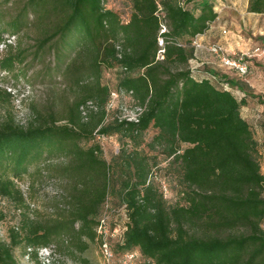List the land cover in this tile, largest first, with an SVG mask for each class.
<instances>
[{
	"label": "trees",
	"instance_id": "1",
	"mask_svg": "<svg viewBox=\"0 0 264 264\" xmlns=\"http://www.w3.org/2000/svg\"><path fill=\"white\" fill-rule=\"evenodd\" d=\"M104 1L18 0L10 11L0 10V44L15 37L2 49L1 70L14 85L47 84L59 76L68 95L55 104L59 109L32 103L25 125L9 113L0 121V196L24 205L15 181L35 164L45 181H67L60 211L24 216L0 238V264H17L14 253L22 246L34 255L56 251L53 242L67 237L82 249L110 197L127 217L115 244L121 259L136 252L143 264H264V175L259 144L241 115L246 87L203 70L209 67L198 79L188 67L195 38L218 16L212 3L130 0L123 20ZM247 10L264 16V0H248ZM161 48L164 58L157 59ZM108 70L118 72L113 89L103 81ZM111 92L142 108L137 121L110 115ZM149 128L156 132L148 147H160L179 166L184 188L176 203L149 179L146 153L123 143L108 162L94 141L117 134L140 145Z\"/></svg>",
	"mask_w": 264,
	"mask_h": 264
},
{
	"label": "rangeland",
	"instance_id": "2",
	"mask_svg": "<svg viewBox=\"0 0 264 264\" xmlns=\"http://www.w3.org/2000/svg\"><path fill=\"white\" fill-rule=\"evenodd\" d=\"M18 0H0V10L10 11ZM217 13V18L212 23L222 27V39L215 38L214 43L202 45L207 54L204 58L213 68H205L204 71L214 72L219 76H224L230 81H238L246 87V103L241 107V115L249 123L254 137L259 144L258 161L260 169L264 175V16L251 13L247 10L248 0H209ZM104 5L108 9L116 11L121 19L126 20L131 11L130 0H105ZM0 21V28H2ZM14 45V43H11ZM216 45L221 48L222 56L237 57L242 53L252 54L247 60V73L240 74L235 69H227L218 54L211 51V47ZM201 45H198L200 47ZM197 47V48H198ZM5 50V48H3ZM258 49V50H256ZM0 49V59L7 54ZM192 61L188 63L191 68ZM226 67V68H225ZM203 68V65L200 67ZM29 73H32L30 71ZM117 71L108 70L103 73V81L110 89L116 86ZM210 78L209 75H206ZM55 81L54 83H51ZM213 83L222 87L216 80ZM47 84L35 83L34 85L20 81L14 85L13 78L0 68V121L9 114L15 117L16 122L25 125L30 119L32 103L42 106H56L65 98H68L64 88L59 83L61 79L56 76ZM53 84V85H52ZM222 84V83H221ZM237 98L243 96V92L236 87L227 86ZM9 93L7 95L5 93ZM112 91V90H111ZM256 97H252V96ZM108 100L110 115H118L120 119H128L135 114V103L127 95H119ZM93 107V105H91ZM56 109H59L56 106ZM111 118V116L109 117ZM155 129L149 128L144 135V141L140 145L121 140L120 135H110L96 137L95 142L101 146L103 157L111 162L115 158L123 143L129 151L142 150L150 157L151 173L149 179L153 181L160 190L163 191L168 203L179 201V192L184 188L180 181V169L172 157H167L160 147L150 149L148 143L155 134ZM53 171V170H52ZM53 176H56L54 171ZM22 191L25 204L17 205L8 198L0 196V211L4 213L3 220L0 221V238L5 239L7 231L13 227H20L24 216L30 219H41L54 215L60 211L65 201L64 196L67 189V181L60 177L58 180L45 181L39 175V165H33L29 173L24 176L23 181H15ZM52 183V184H51ZM264 195V184H263ZM106 222V236L98 232V227L94 229V238L84 237L83 248L79 249L70 239L64 238L62 241L53 242L56 251H38L36 255L30 254L29 249L22 246L15 250L17 264H107L101 252V242L106 239L113 251L120 253L115 244L119 240L120 233L126 223L127 217L125 207H121L117 198H109L104 204L99 220ZM110 227H116L113 231ZM104 237V238H103ZM67 241V243H65ZM64 242L63 244H60ZM59 243V244H58ZM79 246V245H78ZM111 264H143L142 258H136L131 262L125 261L118 256Z\"/></svg>",
	"mask_w": 264,
	"mask_h": 264
},
{
	"label": "built area",
	"instance_id": "3",
	"mask_svg": "<svg viewBox=\"0 0 264 264\" xmlns=\"http://www.w3.org/2000/svg\"><path fill=\"white\" fill-rule=\"evenodd\" d=\"M165 31H166V27L162 26L160 32L163 33ZM14 42H15L14 36L6 37V40L0 44V49L2 50L7 43L11 44ZM160 45L163 46L162 39H160ZM256 50H258V49H256ZM211 51L214 52L215 54H218L219 56H222V53H223L221 48L216 46V45H213L211 47ZM251 56H252V54L242 53V54L238 55L237 57H227V56L223 55L222 57H220V59L223 62V64L226 65L227 67H229L230 69H235L240 74H246L247 69H248L247 60ZM156 58L157 59H163L164 58V49L163 48L159 49ZM111 96H112L111 98L114 99V98L118 97L119 94L116 92H111ZM141 112H142V108L136 106L135 107V114L126 120L137 121L138 116L141 114ZM99 221L100 222L97 226L98 232L100 234L104 233V236H106V234H107L106 222L104 221V219L99 220ZM48 249L53 251L51 248H42L40 250L43 251V250H48ZM101 252H102V257L107 264H111L116 257L114 251L111 248L110 243L106 239H103L101 242ZM136 257H137V253L131 252V253L125 254L123 256V260L125 261V263H127L128 261L129 262L133 261Z\"/></svg>",
	"mask_w": 264,
	"mask_h": 264
},
{
	"label": "crops",
	"instance_id": "4",
	"mask_svg": "<svg viewBox=\"0 0 264 264\" xmlns=\"http://www.w3.org/2000/svg\"><path fill=\"white\" fill-rule=\"evenodd\" d=\"M217 37L222 39V27L219 25L211 24L209 29H207L203 34H200L195 38L196 55H195V58L191 60L192 61L191 70H192L193 75L198 79H201L204 77V74H202L203 68H200L202 65L203 67L213 68L212 66L208 65L209 62L204 60L207 54V51L206 49H203L202 45L206 46V45H210L214 43L215 38ZM198 45H201V46L198 47ZM227 69H230V68L227 67Z\"/></svg>",
	"mask_w": 264,
	"mask_h": 264
}]
</instances>
